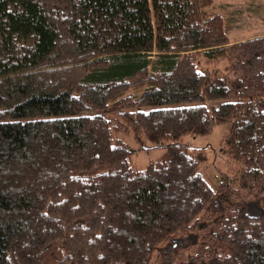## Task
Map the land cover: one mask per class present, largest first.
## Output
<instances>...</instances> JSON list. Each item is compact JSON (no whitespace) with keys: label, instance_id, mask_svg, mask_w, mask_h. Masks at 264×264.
I'll return each mask as SVG.
<instances>
[{"label":"trees","instance_id":"16d2710c","mask_svg":"<svg viewBox=\"0 0 264 264\" xmlns=\"http://www.w3.org/2000/svg\"><path fill=\"white\" fill-rule=\"evenodd\" d=\"M213 5L0 0V264H264V34ZM219 124L212 188L183 136Z\"/></svg>","mask_w":264,"mask_h":264},{"label":"rangeland","instance_id":"374dc122","mask_svg":"<svg viewBox=\"0 0 264 264\" xmlns=\"http://www.w3.org/2000/svg\"><path fill=\"white\" fill-rule=\"evenodd\" d=\"M214 10L218 11L228 23V36L231 41L249 38L264 34V0H214ZM218 67L225 73L229 64L227 60H220L211 65ZM226 124L215 126L208 134H186L183 141L191 147H202L206 151V161L201 165V171L212 188L217 187V177L220 169L227 166V153L222 146V138L226 132ZM127 144L135 151L133 162L145 166L150 160L160 156L164 146H153L148 143H139L132 134H120ZM184 245L181 250H187ZM163 261L160 264H170L172 260L181 256L167 247H161ZM167 249V250H166ZM186 254V252L184 253Z\"/></svg>","mask_w":264,"mask_h":264}]
</instances>
